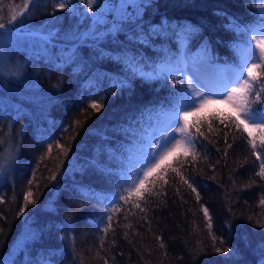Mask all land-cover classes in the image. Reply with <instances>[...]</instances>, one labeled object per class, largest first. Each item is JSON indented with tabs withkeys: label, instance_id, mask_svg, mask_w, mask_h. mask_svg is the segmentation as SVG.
Returning <instances> with one entry per match:
<instances>
[{
	"label": "trees",
	"instance_id": "obj_1",
	"mask_svg": "<svg viewBox=\"0 0 264 264\" xmlns=\"http://www.w3.org/2000/svg\"><path fill=\"white\" fill-rule=\"evenodd\" d=\"M56 2L36 0L28 17L15 25L18 43L5 41L3 49L0 138L5 143L0 151L13 142L18 148L11 170L0 174V259L7 264H103L95 253L103 235L101 220L108 215L106 201L120 189L128 157L148 127L175 103L177 88L186 85L181 72L151 80L132 77L120 57L135 56L151 72L182 51L171 30L148 39L153 26L193 25L198 32L189 55L207 44L210 74L228 71L237 64L233 45L241 35L226 25L232 18L242 25L254 23L261 4L149 0L139 7V17L136 7L127 5L132 20L117 21L108 13L107 23L97 25L87 0H71L72 8L65 9ZM22 3L0 0L3 22ZM108 4L120 7L119 0ZM100 7L94 5L93 11ZM114 23L119 31L111 30ZM94 29L98 39L92 38ZM257 77L264 81V66ZM93 101L102 105L99 111L90 107ZM253 107L264 111V104ZM222 114L189 117L190 123L203 121L208 140L196 142V162L189 156L180 169L170 161L191 178L200 199L169 169V182L156 185L161 195L151 198L146 220L139 210L127 220L123 211L113 214L114 233L105 237L108 264H264V180L255 175L259 161L243 126L236 129L227 120L221 124ZM209 122L212 133L207 132ZM254 135L259 144L260 134ZM29 190L35 203L20 214ZM202 207L209 210L211 228ZM216 247L229 251L216 252Z\"/></svg>",
	"mask_w": 264,
	"mask_h": 264
},
{
	"label": "snow or ice",
	"instance_id": "obj_2",
	"mask_svg": "<svg viewBox=\"0 0 264 264\" xmlns=\"http://www.w3.org/2000/svg\"><path fill=\"white\" fill-rule=\"evenodd\" d=\"M119 3L120 7L116 8L109 6L108 0H87V9L92 12L97 25L107 23L105 17L108 13H114L117 21L123 22L132 20L125 6H135L137 9L135 15L139 17V7L147 6L149 0H119ZM96 4L101 5L99 11H93V6ZM35 5L36 0H23L22 5L13 7L7 22H3L0 18V71L4 70L5 65L3 52L5 41L9 46H15L18 43L20 38L15 32V25L26 19L31 7ZM56 7L60 9L72 8V2L71 0H57ZM17 8L19 10H16ZM257 16L259 18L254 23L242 25L237 19L232 18L226 25L229 31L241 35L240 42L233 45L238 63L231 68V75L221 72L211 78L203 77L205 82H201V69L208 62L210 51L207 44H202L195 55H189L190 45L198 32V29L193 25L172 26L161 22L160 25L153 26L152 31L147 34L148 39L152 35H165L171 30L172 35L177 38L178 44L182 46V51L178 49L177 57H166L159 65L153 66L151 72H145L142 61L137 60L135 56L122 55L120 57L125 71L132 77L141 76L145 79L166 78L176 72H181V81L184 80L185 75L188 78L184 87L177 88L175 103L167 111L162 110L159 114L163 117L164 126L158 127L151 136L146 140L142 139L135 147L128 157V166L126 174L122 177L123 183L120 189L113 194L110 200L106 201L109 205L108 215L101 220V223L104 224L103 235L100 238L99 249L95 253V257L98 260H103V264H108L105 237L110 230L114 233L112 227L113 214L123 211L125 212L124 219L127 220L129 216H137L138 213L135 210H139V213L143 214L140 219L146 220L151 198L161 195V189L157 188L156 185L160 184L162 187L169 182L166 178L169 169L176 177H179L181 185H186L192 192L196 193V199H200L199 192L191 182V178L183 175L182 171L170 162L174 160L175 164L183 169V166L189 163L187 159L189 156L192 162L198 160L196 142L201 137L208 140V135H206L203 127V121L189 122V117L197 112L213 105L228 107L229 112L222 114L220 123L224 124L227 120L236 129L243 126V130L251 138L248 140L251 152L259 161V171L255 175L264 180V111L253 107L257 104H264V81L259 80L255 74L257 69L264 66V4L260 6ZM111 30L119 31V25L114 23ZM141 31H143L142 28ZM92 38H99V33L95 29L92 32ZM178 64H183V67H179ZM11 74L15 75L16 73ZM127 78L126 76L125 79ZM117 86L123 87L124 82L117 81ZM201 88L204 91H201ZM101 106L96 101H93L90 105L95 111H99ZM213 131V125L209 122L207 132L212 133ZM254 132L260 134L259 144H257V136L254 135ZM209 142L211 143V141ZM4 143L5 141L0 138V145ZM227 147L231 148L232 144H228ZM48 150L49 152L52 150L51 145L48 146ZM17 152L18 148L15 142L10 143L7 148L0 151V174L11 170ZM225 155H227V149H225ZM180 156L185 157V159L181 160ZM55 178L56 175L53 173L51 179ZM31 183L32 181H29V184ZM176 191L179 194L180 189L177 188ZM31 197L32 192L29 190L24 196V207L20 209V214L23 213L29 203H35ZM260 203L264 204V199ZM202 211L204 217L209 220L208 227L211 228V217L208 208L202 207ZM127 227H130V225H127ZM261 227H264V225H261ZM2 231L0 229V232ZM125 238L127 239V233ZM156 239L160 240V237H156ZM159 248H165L162 240L159 243ZM101 251H104V255H101ZM215 251L228 252L229 250L216 247ZM0 264H7V262L0 259Z\"/></svg>",
	"mask_w": 264,
	"mask_h": 264
},
{
	"label": "rangeland",
	"instance_id": "obj_3",
	"mask_svg": "<svg viewBox=\"0 0 264 264\" xmlns=\"http://www.w3.org/2000/svg\"><path fill=\"white\" fill-rule=\"evenodd\" d=\"M262 4H264V0H261V4H260V6L262 5ZM237 63H238V61H237ZM190 67V66H189ZM209 69H210V66L208 65H204L203 67H202V69H201V76H202V81L201 82H205V80L203 79V77H209V78H211V77H213V75H211L210 74V72H209ZM221 72H223V73H225V74H227V75H231V69H229L228 71L227 70H225V71H220L219 73H221ZM176 74V73H175ZM256 75H257V70H256V73H255ZM245 75H247V73H245ZM187 75H185V83H187ZM149 80H151V79H149ZM201 91H204V89L203 88H201L200 89ZM210 111H212V112H217V113H220V111H222L223 113H228L229 112V109H228V107L227 106H225V105H213V106H210V107H208V108H206L205 110H203V111H201V112H197L195 115H199L200 113H207V112H210ZM195 115H192V117L193 116H195ZM191 117V116H190ZM164 126V124H163V117L162 116H160L159 117V120H158V122L157 123H155V124H153V125H150L149 127H148V135H146L145 137H144V139L143 140H146L149 136H151L152 134H153V131L154 130H157L158 129V127H163ZM247 133V132H246ZM248 134V133H247ZM178 135V134H177Z\"/></svg>",
	"mask_w": 264,
	"mask_h": 264
}]
</instances>
